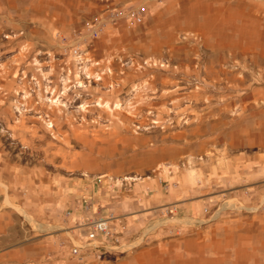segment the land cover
Here are the masks:
<instances>
[{"label":"rangeland","instance_id":"374dc122","mask_svg":"<svg viewBox=\"0 0 264 264\" xmlns=\"http://www.w3.org/2000/svg\"><path fill=\"white\" fill-rule=\"evenodd\" d=\"M0 264H264V0H0Z\"/></svg>","mask_w":264,"mask_h":264},{"label":"built area","instance_id":"2783aa9c","mask_svg":"<svg viewBox=\"0 0 264 264\" xmlns=\"http://www.w3.org/2000/svg\"><path fill=\"white\" fill-rule=\"evenodd\" d=\"M135 12V18L137 21H141V11L140 9H136L134 10ZM120 17V12L117 11L115 13H113V18H118ZM109 222L104 221V220H100L97 222H94L92 229H90L89 233H88V245L85 243H78V242H74L73 243V248H72V253L75 257H79V258H83V256L85 255V253H87L90 249L89 247L92 246L93 241L95 239H97L98 235L100 233L102 234H106L109 235L110 234V230H109ZM85 248H87L85 250Z\"/></svg>","mask_w":264,"mask_h":264},{"label":"crops","instance_id":"0c3cea01","mask_svg":"<svg viewBox=\"0 0 264 264\" xmlns=\"http://www.w3.org/2000/svg\"><path fill=\"white\" fill-rule=\"evenodd\" d=\"M196 204H193V205H190L189 207L187 206H184V207H180V208H183V210L187 211V212H192L193 214H201L203 212L202 210V204L200 202H195ZM199 204V205H197ZM200 206V208H199Z\"/></svg>","mask_w":264,"mask_h":264},{"label":"bare ground","instance_id":"6f19581e","mask_svg":"<svg viewBox=\"0 0 264 264\" xmlns=\"http://www.w3.org/2000/svg\"><path fill=\"white\" fill-rule=\"evenodd\" d=\"M102 220L106 221V219H102ZM107 221H108V220H107Z\"/></svg>","mask_w":264,"mask_h":264}]
</instances>
